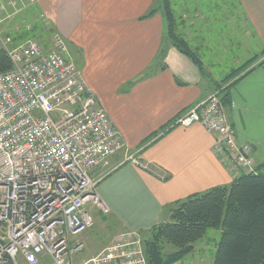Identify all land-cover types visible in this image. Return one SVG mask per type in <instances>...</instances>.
I'll use <instances>...</instances> for the list:
<instances>
[{
  "label": "crops",
  "instance_id": "1",
  "mask_svg": "<svg viewBox=\"0 0 264 264\" xmlns=\"http://www.w3.org/2000/svg\"><path fill=\"white\" fill-rule=\"evenodd\" d=\"M160 1L36 0L25 9L44 14L64 37L126 143L90 169L108 207L107 213L99 211L112 217L119 234L147 232L167 220L166 206L229 186L247 173L220 160L213 135L200 123L169 126L234 82L223 80L256 57L252 70L230 89L227 114L238 141L251 146L256 172L264 173V0L172 2L178 33L203 71L171 46L162 60L166 22ZM152 9L159 11L142 19Z\"/></svg>",
  "mask_w": 264,
  "mask_h": 264
},
{
  "label": "built area",
  "instance_id": "2",
  "mask_svg": "<svg viewBox=\"0 0 264 264\" xmlns=\"http://www.w3.org/2000/svg\"><path fill=\"white\" fill-rule=\"evenodd\" d=\"M18 1L26 9L36 2L1 4L0 24L12 17L3 16ZM12 43V36L0 32V45L13 64L0 73V264H75L73 257L84 244L71 245L69 237L94 227L91 207L108 212L90 169L126 143L61 34H52L48 47L33 39ZM223 88L169 127L200 123L213 135L214 153L223 163L253 173L252 148L237 139ZM131 162L144 166L135 158ZM143 242L139 231L122 232L79 264H147ZM187 264L210 263L195 256Z\"/></svg>",
  "mask_w": 264,
  "mask_h": 264
},
{
  "label": "trees",
  "instance_id": "3",
  "mask_svg": "<svg viewBox=\"0 0 264 264\" xmlns=\"http://www.w3.org/2000/svg\"><path fill=\"white\" fill-rule=\"evenodd\" d=\"M160 5L166 22V44L161 54L162 60L165 59L167 46H171L203 71L201 61L178 33L172 1L161 0ZM158 11L152 9L142 19L150 18ZM34 20L30 30L25 27L6 33V36L13 37L12 46L34 37L40 41V34L44 31L47 35L57 33L44 20L37 21V17ZM40 43L44 47L49 46L46 41ZM258 58L250 59L223 80L227 83L237 78L222 91L226 108L230 104V89L252 70L250 68ZM12 67L6 49L0 45V73ZM168 206L167 220L147 231V235L141 233L147 264H178L188 256L195 253L199 255L202 250L195 252L196 248L202 241L206 242L210 230L220 232L215 254L209 259L210 264H264V173L256 170L253 173H242L229 186H217ZM209 254H213V249Z\"/></svg>",
  "mask_w": 264,
  "mask_h": 264
},
{
  "label": "rangeland",
  "instance_id": "4",
  "mask_svg": "<svg viewBox=\"0 0 264 264\" xmlns=\"http://www.w3.org/2000/svg\"><path fill=\"white\" fill-rule=\"evenodd\" d=\"M171 1L172 2L174 1V3L176 2V0H171ZM159 4L157 3V5ZM14 6L15 7H11V9L8 10L9 13H4V16H3V17H8V15H12V17L0 24L1 29H2L0 30V32L4 34L5 32L6 33L12 32V29L20 30L22 28L27 27L30 30L32 28V22L35 21L34 19H36V17H37V21L40 19V20H44L45 23L48 22L46 20V16L44 14L42 15V13H38V12L36 13L34 11L29 10L28 15L27 16L24 15L26 7L20 1H18ZM159 8L162 10L161 5H159L158 9ZM15 22L17 23L15 24ZM46 26L48 27V24ZM45 33L46 31L40 34L41 35L39 39L40 41H38L36 37L31 38V39L37 40L38 42L46 41L47 44L50 45L52 34L47 35ZM70 54L72 55L71 58L73 60L74 57H73L72 52H70ZM168 207L169 206H167L166 211H165L166 216L169 214ZM91 214L93 215L94 218L96 217L95 215H97L98 217V218L96 217L95 219L94 227L86 230L82 234L69 237L70 239L69 243L71 245H73L77 241H81L84 244V249L81 252L75 254L73 257L75 264H79L81 261L88 260L92 258L93 256L97 255L98 253H100L105 247H107V245L113 242V240L119 234V231H120V229L115 227V225L113 224L114 222L112 221L113 220L112 217L109 215L105 216L103 213L99 211L97 207H91ZM143 234L145 235L146 232H144ZM219 240H220V232L215 231V230L208 231V235L206 238L207 244L205 241H202L197 246L196 251H195V252H199L198 250H202V253H200L199 255L198 253H195L191 256H188L182 262L178 264L190 263L193 260L192 256H203L207 259V261H209V259L210 258L212 259L213 255L215 254V250L219 243ZM170 249L173 250V248H170ZM212 249H213V254L210 255L209 253L210 251H212ZM49 261H50L49 258H47L46 263ZM20 263L22 264L21 260H20Z\"/></svg>",
  "mask_w": 264,
  "mask_h": 264
}]
</instances>
